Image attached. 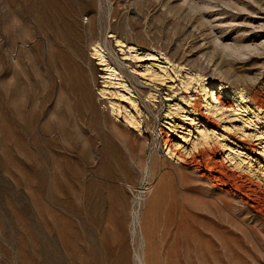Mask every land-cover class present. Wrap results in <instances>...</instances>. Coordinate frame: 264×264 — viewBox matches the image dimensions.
<instances>
[{"label":"rangeland","instance_id":"1","mask_svg":"<svg viewBox=\"0 0 264 264\" xmlns=\"http://www.w3.org/2000/svg\"><path fill=\"white\" fill-rule=\"evenodd\" d=\"M207 263L264 264V0H0V264Z\"/></svg>","mask_w":264,"mask_h":264},{"label":"bare ground","instance_id":"2","mask_svg":"<svg viewBox=\"0 0 264 264\" xmlns=\"http://www.w3.org/2000/svg\"><path fill=\"white\" fill-rule=\"evenodd\" d=\"M130 50H136V48L131 47ZM94 57H97L98 58V60L100 61V64L102 66H107L108 70L111 72L110 73L111 74L110 75L111 77L116 78L117 80H120L121 81V78H120L121 76L110 65V63L106 59L105 55L101 52V50L95 48ZM133 58H137V56H135ZM153 59H154V57H153ZM146 73L147 74H145V75L148 76L149 79H151V80L158 79V76L159 75L156 74V73H154L153 70H152V68H148L146 70ZM121 85L124 88H127V86H126L125 83H121ZM201 88H202L203 95L205 96V103H206V107H207V112L209 114H212V115L214 114L215 115L218 112L220 113L222 110H225V109L227 110L229 108H233L232 101L236 102L237 104L240 103V101L237 99V97L233 93L229 92L228 91L229 89L225 85H223L221 83L209 82L208 84H206L205 86H202ZM222 94L223 95H227L230 100L229 101L227 99L224 100L222 98V96H221ZM103 95H105L104 92H103ZM241 97H242L241 100H242L243 105L246 104L248 102V99L245 98L243 95H241ZM123 98H125V97L123 96ZM128 100L131 101L133 107H137L136 101H134L131 98L128 99ZM124 109H125L124 111H125V113H126V115L128 117L127 122H129L130 127L131 128H136V129L139 128L141 126V122L139 120H137L136 116H131V114H130L131 111L130 110H128L127 108H124ZM199 136H200L199 138H201V142H199V141L193 142L192 149L187 152V156L190 159H192L193 161L197 157H199L202 154H205V153H207L209 151V149L206 148L208 146L207 144H208V140H209L208 131L207 130L201 131ZM201 144L203 146H206V147H203L202 150L199 149L200 148L199 146ZM177 147H178V145H177ZM179 159L181 160V163L182 164H184V163L187 164V160H185L184 158H180L179 157ZM233 160H234V158H231V161H233ZM159 164H160V162H158V161L157 162H155V161L152 162V166H151V168H152V175H154L155 172L158 169H160L159 166L161 164L160 165ZM234 169H235V171L237 173H239L240 176H242V174H244V170L241 168L240 164H236V166H234ZM168 176L169 175H167L166 177H168ZM182 181H183V183L185 182L184 177H183V180ZM165 198H166V196H165V193H164V186L163 185H159L157 187V189L154 191V193L152 194V196L150 197L149 201L146 202V209H145V212L142 215V223H141V225H142V236L146 240L148 238H150V237H153L154 234H155V232H156L155 227H157V224L154 227V225H152V222H155V221L160 220L159 219L160 218V215L162 213V210L164 209V201H165ZM148 220H149V222L151 224L147 222ZM194 227H196V226H194ZM161 232H163V230ZM162 236H163V234H162ZM208 240H209V238H208ZM205 249H207V248H205ZM208 251H210L209 248H208ZM208 251H207V253L210 256V252L211 251L210 252H208ZM204 260L206 261L205 258H204ZM208 263H210V262H208Z\"/></svg>","mask_w":264,"mask_h":264}]
</instances>
